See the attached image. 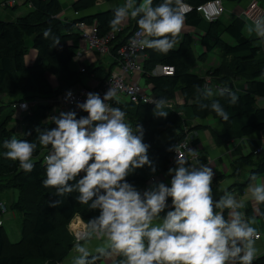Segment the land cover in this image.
<instances>
[{
	"label": "trees",
	"instance_id": "obj_1",
	"mask_svg": "<svg viewBox=\"0 0 264 264\" xmlns=\"http://www.w3.org/2000/svg\"><path fill=\"white\" fill-rule=\"evenodd\" d=\"M95 1H72L69 4L70 9L79 13L72 19L66 17L60 19L58 14L63 11V7L58 0H24L23 3L29 5L26 13L13 20L0 18V92L8 96L7 107L9 103L17 101L46 100L55 97L73 84L84 81L86 77L91 76L101 83L108 76L111 67L116 64V49L126 41L132 31L139 27L137 24L139 17L133 19L129 16L121 32L109 41L108 53L111 62L106 71H103L102 65L94 61L85 67L83 73H79L73 68L71 61L78 48L79 40L75 24L78 21L86 24L95 22L98 36H103L112 30L110 21L113 19L116 8L98 9L85 13L88 9H94ZM205 1L208 0H182L192 7L184 14V25L187 28L200 26L204 19L194 10V6ZM162 2L163 0H153V6ZM243 27L244 22L240 16H235L228 22H223L217 17L206 21L204 26H201L202 34L199 36V42L204 52L198 55V58H202L205 52L213 48L220 53L218 64L206 69L201 75L191 71L192 38L188 32L180 34L176 47L167 55L154 49L146 47L143 49L144 58L141 62L140 76L150 86L152 95L156 100L163 98L168 101L173 100L175 91L179 90L186 111L179 113L175 106H172L170 110L166 108L168 115L162 118L154 115L153 112L156 111L154 105L110 101V106L119 107L126 113V123L133 128L136 124L142 125L143 142L150 145L148 155L157 169L156 172L152 173L145 165L126 178L137 190L143 187L150 177L168 168L170 149L174 142L183 140L186 134L202 128L199 124H190L194 118L204 119L207 116L217 118L224 129V133L220 135L221 141L264 131V106L255 105V99L264 96V78H261L264 75V38L244 35ZM47 29H51V32L45 38L43 33ZM224 36H227L229 41ZM56 37L60 40L58 45L54 44ZM27 38L30 41V47L35 50L34 60L29 66L24 64V55L29 48L25 44ZM156 64L171 66L172 74L151 75V70ZM45 73L54 77L55 87L48 83ZM237 79L244 84L242 90H235L233 87ZM211 84L229 88L238 97V102L235 105L230 104L229 97L217 94L204 99L202 93ZM213 100L218 101L227 112L229 117L227 121L211 109ZM202 103L209 107L202 109L200 107ZM2 105L3 102L0 108ZM49 109L50 106L47 103L38 102L31 106L29 111L20 117L23 124L22 134L15 136L12 135V130L6 128L11 117V109L0 117V191L16 190L15 199L7 205L6 209L16 211L19 216L17 220L19 238L16 242L11 243L7 240L5 231L0 225V264L60 262L74 245L73 236L68 229L69 221L74 216H79L87 227L89 221L99 214L98 210H92L88 204L78 201V192L73 191L59 197L54 187L43 185V180L46 179V162L42 161V155L43 151H49L51 146L43 147L39 144L37 129L55 127L51 119L46 118ZM69 110L75 111L77 118L87 116V113L81 109L76 111L69 108L64 112ZM169 127L174 128V136L165 143L158 144L157 137ZM27 132H31V135H27ZM189 137L190 144H196L197 139H194L192 135ZM12 138L28 140L37 145L32 157L34 168L31 172L26 173L20 168L18 161H12L4 156L7 149L3 147V142ZM253 157L252 151L231 161L229 176L232 177L237 176L243 167H252L243 182H233L215 200L225 196L231 188L240 192L251 180L250 177L253 174L256 176L264 173V158L255 162ZM58 199L62 201L60 205L49 206L50 201ZM255 205L259 215L264 216V203ZM216 211L221 210L216 209ZM225 212L226 209L223 210L224 217ZM95 255L101 256L98 253L92 256ZM124 259L126 258L122 254H117L112 264H119ZM252 264H264V256L259 255Z\"/></svg>",
	"mask_w": 264,
	"mask_h": 264
},
{
	"label": "clouds",
	"instance_id": "obj_2",
	"mask_svg": "<svg viewBox=\"0 0 264 264\" xmlns=\"http://www.w3.org/2000/svg\"><path fill=\"white\" fill-rule=\"evenodd\" d=\"M181 5L182 0H163L156 6L153 0H143L139 5L137 0H125L114 10L110 27L113 33L118 32L126 18L139 17L137 35L143 38L134 39L132 46L167 55L176 47L184 25ZM253 31L264 38V18L254 21L249 28V32ZM50 32L51 29L45 30L43 36L47 38ZM59 43V38H54V44ZM214 94L229 97L230 104L238 102L236 94L227 87L217 89L216 93L206 88L202 96L208 99ZM71 95L69 91L66 99ZM115 96L112 88L103 97L88 92L86 99L76 104L87 116L77 118L75 111H61L51 117L55 127L37 129L39 144L51 146V153L45 158L43 185L54 187L59 197L76 191L80 203L99 211L89 221L86 231L77 237L76 255L71 264H94L97 257L92 256L87 244L93 235L106 240L105 246L95 249L99 255L114 251L126 258L123 264H252L258 258L255 246L258 236L256 229L237 211L244 202L231 194L214 199V172L199 164L195 150L187 149L196 161L189 163L175 145L171 147L177 155L176 167L168 169L170 186L157 182L141 193L128 182L126 178L136 169L145 165L152 173L157 169L148 155L150 145L143 142L142 125L133 128L125 122L126 113L121 108L107 103ZM149 102L153 104L145 101ZM167 107L170 105L163 98L155 101L154 115L166 118ZM200 107L209 105L202 103ZM210 107L223 120H228L218 101L213 100ZM3 147L7 149L4 153L7 159L18 161L26 173L33 170L35 143L12 138L5 140ZM250 179L255 181V175ZM248 191L256 203H264V183L251 186ZM61 203L58 199L50 201L49 206L57 207ZM224 209L230 210L229 219H225Z\"/></svg>",
	"mask_w": 264,
	"mask_h": 264
},
{
	"label": "crops",
	"instance_id": "obj_3",
	"mask_svg": "<svg viewBox=\"0 0 264 264\" xmlns=\"http://www.w3.org/2000/svg\"><path fill=\"white\" fill-rule=\"evenodd\" d=\"M58 1L60 2V4L63 7V11H61L58 14L60 19L65 17V16H68V15L70 16V13H71L70 11H72V10L70 9L69 4L74 0H58ZM137 1H138V5H139L141 3V0H137ZM20 2L22 3V2H24V0H21ZM124 2H125V0H110V1L96 0L95 6L98 5L99 9L117 8L119 6H122L124 4ZM240 2H243L242 7L239 8L238 6H232L231 10L229 11L230 13L228 12L229 16L226 20H224L221 17V15L223 13L219 16V18L223 22H228L231 18H233L235 16H240L244 22L243 34L246 36H248V35L258 36L255 33V31L249 32L250 27H248L246 23H249L252 26L254 24L252 23L251 19L249 17H247L245 11L248 9V10H250V14H252V17L257 16V17L261 18L263 16V12L261 10V5H259L257 0H240ZM63 3L67 4V6L69 7V10L64 9ZM14 7H16V6H14ZM0 8L1 9H7V8L13 9L12 7H2V6H0ZM95 10H96L95 8L94 9L93 8L88 9L87 11H85V13L86 12H94ZM2 16H3L2 17L3 20H11L13 15H12V13L3 12ZM204 20L201 22L200 26L197 25V27H194V28L193 27L187 28L185 25H183V28L181 30V33L188 32L191 34V38H192L191 48H192V54H193L192 55L193 56L192 66L195 64L196 60L202 61L208 53V51H207V52H205V55L202 58H198V55H200L204 52L203 46L199 42V36L202 34L201 26H204L205 22L207 21V20L206 21H204ZM123 22L126 25L127 18ZM224 37L227 41H229V38L227 36H224ZM179 40H180V38H179ZM195 42L197 43V46L199 47L200 52H197L196 46H193L195 44ZM29 44L28 45L26 44L29 48H28L27 53L24 55V64L26 66L31 65L32 61L34 60V55H35V50L32 49ZM77 44L81 45L80 42H78ZM194 50L197 53H195ZM218 54H219V59L217 62L214 63V60H210V61H208L209 63L204 67V69L201 67H197V73L196 74L201 75L204 71H206V69L217 65L219 60H220L219 51H218ZM94 61H97L102 66L105 65L106 69H107L109 63L111 62L110 57L108 55H104L103 57L96 58V56H94L93 54H87L83 59L84 65H88L89 63H93ZM192 66H191V68H192ZM111 71H112V69H111ZM200 72H202V73H200ZM45 77H46L48 83L52 87H54L55 86L54 77L48 73H45ZM261 78H264V75ZM83 80H84L83 82H85V84H87L89 86L94 85L97 82V80L91 76L88 78L86 77ZM144 85H147V84L144 82ZM214 86H217V85L211 84V85H209V88L212 89L213 92L215 93L217 89ZM233 87L235 90H242L244 88V84L242 81L237 79L234 82ZM142 88H145V87H142ZM148 88H149V86H148ZM177 98L179 99V101L175 102L176 103L175 109L179 113H183L184 111H186V108L183 106V98H182L179 90L175 91L173 101H177ZM3 101H5V104L3 103L2 107L5 106L7 109L6 111L11 109L12 103H9L8 107L6 106V103L8 101V96H6V95H4V93L0 92V102L2 103ZM40 102L44 103V100H41ZM1 103H0V105H1ZM255 105L256 106L258 105L257 107L264 106V96L256 98L255 99ZM165 110L167 111V109H165ZM11 118L18 119L19 123H21L19 118H15L13 115H11ZM9 121L6 124L7 129L12 130L11 132H13V130H15V129H18L19 126L17 123L12 124V122H10V124H9ZM125 122H126V120H125ZM8 124H9V126H7ZM190 124L191 125L199 124L202 126V128L199 130L191 131L189 133V135H193L194 139H197L196 144H194L193 146L195 147V151H196L197 156H198L199 164H204V165L210 167L214 172V176H213L214 180L212 181V189H213L214 199L216 197H218L222 193V191H224L233 182H235V181L236 182H243L247 178L248 171L250 170V168L252 166L243 167L241 169V171L239 172V174L235 177L229 176V171H230L229 165H230L231 161H233V159H235L239 156H243L245 154H249L255 148H257L259 145H261V151L258 154H254V157H253L254 161L256 162V161L264 158V131L263 130L257 131V132H254V133H251L248 135H244L241 137H230L227 140L221 141L220 135H222L224 133L223 132L224 129H223L220 121L217 118H213L211 116H207L204 119L194 118L191 120ZM14 126L16 127L15 129H14ZM20 126H22V128H23L22 123ZM174 134H175L174 128L170 127L169 129H167L165 132L161 133L157 137L156 142L158 144H163L166 141H168L169 139H171L174 136ZM172 168H175V167H172ZM168 169L169 168H167L164 172L156 175V177H157L156 183L157 182H163L165 185L170 186L171 176L168 175ZM243 173H244V175H242ZM245 174H246L245 179L239 181V179L243 178L245 176ZM255 177H256L255 181L250 180L243 187V189L240 192H238L237 190L235 191L233 189V191L229 194H231L233 197H235V199L237 201H243L244 202V206L242 208L237 209V211L242 213L244 219L249 221L251 226L254 227L256 229V232L259 234L258 239H256V241H255V246L258 250V256H259V255H261L262 250H264V216L259 215L258 209L255 205L256 203L253 199H251L250 193L248 190H249V187H251V186H254V185L260 184V183H264V173L258 174ZM15 197H16V195H15ZM15 197H14V199H15ZM170 203H171V198H169V204ZM163 214L164 213H161V215H163ZM13 215H14V213H11L8 210L5 212V214L2 217V224L1 225L5 231V234L7 235L9 242H11L12 240L18 239V231L16 230L14 224H12L13 222L11 223V220L13 219ZM75 217H74L73 221L75 223H77L76 227H82L84 223L83 222L81 223ZM229 218H230V210L226 209L225 219H229ZM3 222H4V224H3ZM80 243L83 244L86 242L84 240H81ZM87 244H88V247L90 248V250L92 251V255H94L97 253L95 251V249L97 247H101V246L106 245V240L103 237L93 235V237L89 241H87ZM74 245L72 246L71 250L67 253L65 258H63L57 264H71L72 258L76 255V253L74 251ZM116 255H117V253L114 251H111V250L108 251L107 255H101V256L95 255V257H97V258L95 259L94 264H112ZM90 259H92V258H90ZM121 262L119 264H121Z\"/></svg>",
	"mask_w": 264,
	"mask_h": 264
},
{
	"label": "built area",
	"instance_id": "obj_4",
	"mask_svg": "<svg viewBox=\"0 0 264 264\" xmlns=\"http://www.w3.org/2000/svg\"><path fill=\"white\" fill-rule=\"evenodd\" d=\"M17 4L16 0H0V6L2 7H11ZM182 10L184 13L190 11L192 7L182 2L181 5ZM194 10L201 15V17L207 21L213 20L219 17L222 12L224 11L223 5L221 0H208L201 4L194 6ZM70 16H65L67 19H72L78 15L77 12L70 11ZM247 17H249L254 24V21L260 19L257 16H253L249 12H246ZM63 17V18H65ZM125 26L124 22L120 25V30L118 32L113 33L112 30H109L103 36L97 35L96 25L95 22L91 24H86L83 21H78L75 24L76 31L79 36L78 42L81 45H77L78 48L75 51L72 57V66L79 72H84L85 65L83 63V59L87 54H93L96 58L103 57L104 55H108V43L112 39L113 36L117 35L123 27ZM140 32L139 27L136 28L132 33L126 38V41L120 45L116 49V64L119 67V71L117 73L110 72L108 76L105 77L101 83H98L94 89L84 86L81 81L73 84L71 88H67L60 92L57 96L48 98L44 100V103L49 104L50 109L47 113V120H50L52 116L59 115L61 111H65L69 108L78 111L76 104L77 102H83L86 99V93L88 92H95L100 94L101 97L104 96L105 92L112 88L116 92L115 97H125V102H132V103H145V101H156L154 95H146L143 92V88L138 84V75L141 71V62L144 58L143 49L138 46L133 47L132 41L134 39H142L143 37L138 36L137 34ZM173 72V68L171 66L158 64L155 65L151 70V75H171ZM208 83V79H206ZM206 83V84H207ZM206 84L203 87H206ZM209 86V85H208ZM216 89L222 88L219 86H214ZM71 92L72 95L66 99V94ZM115 97L113 99H115ZM41 100H30V101H17L12 103L11 109L13 110L12 115L15 118H19L22 114L29 111L30 107L37 104ZM109 101L107 103L109 104ZM149 105H153L152 103H146ZM168 108V107H167ZM169 109V108H168ZM188 134L185 135L183 140H179L173 143L178 149L180 153H183L188 157L189 163H196L195 160L191 156L188 155L187 149L195 150V147L190 144ZM261 151V145L253 150L254 154H258ZM49 151L44 152L42 155V161L46 162V156L49 155ZM177 153L171 150V155L168 159V168L176 167L174 161L176 158ZM156 176L150 177L145 185L138 189L141 193L145 190L150 188L154 183H156ZM6 212L5 205L0 202V225L2 224V217ZM75 217V216H74ZM74 217L68 223V229L72 232L73 242L77 243V237L81 236L87 229L86 225L83 224L82 227H76L77 223L73 221ZM259 237V234L257 233ZM81 241V240H80ZM79 241V242H80ZM261 255L264 256V250H262Z\"/></svg>",
	"mask_w": 264,
	"mask_h": 264
},
{
	"label": "rangeland",
	"instance_id": "obj_5",
	"mask_svg": "<svg viewBox=\"0 0 264 264\" xmlns=\"http://www.w3.org/2000/svg\"><path fill=\"white\" fill-rule=\"evenodd\" d=\"M21 0H16V2H17V5L15 4V5H13V6H16V7H14L13 9H9V8H7V9H1L0 8V18H2L3 16V12H8V13H12V19L11 20H13L16 16H18V15H22V14H24V13H26V11L29 9V5L27 4V3H21L20 2ZM258 1V3H259V5H261V10H262V12H263V16L261 17V18H264V0H257ZM143 2V0H141V3ZM221 3H222V5H223V9H224V11L222 12L223 14L221 15V17L224 19V20H226L227 18H228V16H229V11L231 10V7L232 6H238L239 8H241L242 7V5H243V2H240V0H221ZM63 5H64V8H65V10H69V7L67 6V4H65V3H63ZM12 7V6H11ZM229 12V13H228ZM246 12H249L250 13V10H246ZM187 13V12H186ZM226 13V14H225ZM185 14V13H184ZM5 17V16H4ZM2 20H3V18H2ZM250 21V20H249ZM247 24V26L248 27H252V25H250L249 23H246ZM250 25V26H249ZM25 43L28 45L29 43H30V41H29V39L27 38L26 40H25ZM193 46H196V50H197V52H200V50H199V47L197 46V43L195 42V44L193 45ZM195 49V48H194ZM195 51V50H194ZM196 51H195V53H197ZM34 57H35V55H34ZM218 59H219V54H218V51H217V49H215V48H213L212 50H210V51H208V53H207V55H206V57L202 60V61H198V60H196L195 61V64L192 66V68H191V71L192 72H194V73H197V67H201V68H203L204 69V67L209 63L208 61H210V60H214V63L215 62H217L218 61ZM156 65H158V64H156ZM87 65H85V67H86ZM112 72H114V73H117L118 71H119V67H118V65L117 64H114L113 66H112ZM76 70V69H75ZM77 71V70H76ZM103 71H106V66L104 65L103 66ZM203 71V70H202ZM79 72V71H78ZM79 73H83V72H79ZM200 73H202V72H200ZM140 74H141V71L139 72V75H138V79H139V81H138V84L141 86V87H145V88H143V92H145V94L146 95H152L153 93L152 92H150V86H149V88H148V86L147 85H144V81H143V79H141V76H140ZM83 76V75H82ZM81 76V77H82ZM104 80V79H103ZM81 83H83L84 84V86H86V87H89V88H95L96 86H98V82H96L94 85H91V86H89V85H87V84H85V82H83V81H81ZM74 86V85H73ZM73 86H71V87H73ZM55 87V86H54ZM71 87H68V88H71ZM91 88V89H92ZM178 94V93H177ZM120 101V102H122V101H125L126 100V98L125 97H122V96H120V97H115V99H111L110 101ZM110 101H109V105H110ZM157 101V100H156ZM179 101V99L177 98V101H173V100H168L167 101V103H168V105H170V107H168L169 108V110L170 109H172V106H176V103L175 102H178ZM3 103L5 104V101H3ZM154 105V104H153ZM258 106V105H257ZM259 107H261V106H259ZM7 109H6V107L5 106H3L1 109H0V117L4 114V112L6 111ZM12 112H13V110L11 109V115H12ZM10 122H12V124H15V123H17L18 124V129H15L16 127L14 126V129L15 130H13V132H12V135L13 136H15V135H20V134H22V131H23V128H22V126H20L21 125V123H19V121H18V119H14V118H11L10 117V121H9V124H10ZM9 124L7 125V126H9ZM170 128V127H169ZM169 128H167V129H169ZM166 129V130H167ZM189 135V134H188ZM193 136V135H192ZM189 139H190V137H189ZM49 154L51 153V149L49 150V152H48ZM242 175H244V173L242 174ZM245 177H246V174H245V176L243 177V178H238L239 179V181L240 180H243V179H245ZM235 190V189H234ZM233 191V188H231L230 189V192H228L227 194H229V193H231ZM236 191V190H235ZM15 195H16V190L15 189H4V190H2V191H0V202H2L6 207L5 208H7V205H9L10 204V202L14 199V197H15ZM6 211H8V209H6ZM9 211L11 212V213H14V215H13V219L11 220V223L12 224H14V226H15V228H16V230L18 231V224H17V220H18V218H19V216H18V214L16 213V211H12L11 209H9ZM75 218H77V220H79L81 223L83 222L84 224H85V222L79 217V216H76ZM5 222V221H4ZM4 222H3V224H4ZM4 226V225H3ZM70 231V230H69ZM71 232V231H70ZM71 234H72V232H71ZM6 235V234H5ZM6 238H7V235H6ZM18 238H19V232H18ZM7 240H8V238H7ZM18 240V239H17ZM17 240H12L11 241V243H13V242H16ZM75 244V243H74ZM117 256V255H116ZM65 258V257H64ZM116 258V257H115ZM115 260V259H114ZM113 260V261H114ZM126 259H124V260H122V262H121V264H123V262L125 261ZM59 263V262H58ZM57 264V263H56Z\"/></svg>",
	"mask_w": 264,
	"mask_h": 264
},
{
	"label": "water",
	"instance_id": "obj_6",
	"mask_svg": "<svg viewBox=\"0 0 264 264\" xmlns=\"http://www.w3.org/2000/svg\"><path fill=\"white\" fill-rule=\"evenodd\" d=\"M94 8H95L96 10H98V9H99V6H98V5H96Z\"/></svg>",
	"mask_w": 264,
	"mask_h": 264
},
{
	"label": "bare ground",
	"instance_id": "obj_7",
	"mask_svg": "<svg viewBox=\"0 0 264 264\" xmlns=\"http://www.w3.org/2000/svg\"><path fill=\"white\" fill-rule=\"evenodd\" d=\"M109 75V74H108Z\"/></svg>",
	"mask_w": 264,
	"mask_h": 264
}]
</instances>
